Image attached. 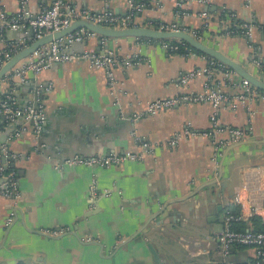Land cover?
Segmentation results:
<instances>
[{"label": "crops", "instance_id": "crops-1", "mask_svg": "<svg viewBox=\"0 0 264 264\" xmlns=\"http://www.w3.org/2000/svg\"><path fill=\"white\" fill-rule=\"evenodd\" d=\"M52 1L29 0V14L39 13ZM140 1L146 6L134 16L133 26L178 22L264 80V0L179 5L176 0H135ZM66 2L118 14L128 9V0ZM19 6V0H0V12L8 16L16 15ZM235 23H252V34L229 33ZM32 38L30 28H6L0 35V49L10 42L28 45ZM101 40L90 36L83 43H73L69 51L107 48L119 58L137 60L131 67L115 68L114 86H109L102 69L90 67L85 60L57 62L17 82L20 104L33 100V88H40L47 122L36 140L31 133L12 139L8 129L0 133V143L18 156L13 161L19 191L16 214L8 227L3 223L13 200L0 194V264H253L251 247L233 246L222 256L218 236L226 209L240 216L238 230L264 226V92L235 109L228 105L220 109L221 125L245 129L250 124L251 130L236 142L240 145L227 143L216 165L212 138L203 134L212 127L210 103L180 104L131 120L153 100L201 93L203 74L185 82L182 78L206 65L208 58L169 54L159 40ZM9 87V82L0 80V96ZM238 89L226 87V92ZM186 125L200 134L171 146L170 140ZM134 136L155 145L140 161L107 168H55L74 155L138 153ZM224 138L228 136H216ZM92 180L97 197L90 207ZM58 228L67 231L58 236L42 231Z\"/></svg>", "mask_w": 264, "mask_h": 264}, {"label": "built area", "instance_id": "built-area-1", "mask_svg": "<svg viewBox=\"0 0 264 264\" xmlns=\"http://www.w3.org/2000/svg\"><path fill=\"white\" fill-rule=\"evenodd\" d=\"M28 1L29 0H19V12L14 16H8L4 12H0V35L6 28L18 30L20 27H24L25 29L30 28L32 30V39L36 40L46 34L61 30L78 19L88 20L100 26L110 28H126L133 26L134 16L146 6L144 1L135 2V0H128L127 11L118 14L111 11H93L88 8L78 7L75 4H68L66 0H53L50 6L43 8L39 13L31 16L27 9ZM154 1L158 3L160 0ZM184 2L207 3L209 0H176L177 5ZM231 16L234 17V14H231ZM148 25L158 30H181L195 36L193 32L178 22L172 24L158 23L156 25ZM253 29L254 25L252 23H235L229 33L242 34L249 37L252 34ZM90 36H96V34L83 28L77 29L63 38L39 47L4 76L3 79L6 82H9L10 87L8 91L3 94V97L0 98V133L4 129L10 130L9 139L18 138L25 133H31L36 140L44 130L47 117L40 88L34 87L33 100L27 101L24 104H20L15 95V88L18 84L17 82H25L29 73L36 75L43 69H46L57 62L85 60L90 67L102 69L107 77L109 86L112 87L114 86L115 68H127L138 63V61L133 58H119L107 48L101 52H89L84 50L76 53L69 51V48L73 43H83ZM101 39V41H103L104 37H101ZM175 42L178 44H184L179 41ZM159 44L162 48L167 50L169 54H178L177 44H171L164 40H159ZM26 46L27 45L14 44L13 42L5 44V46L0 49V67L14 54ZM179 54L194 55L198 53L187 50L184 53ZM199 55L207 57L203 54ZM207 58L208 61L206 65L198 70L186 73L182 78V81L185 82L200 73L203 74L204 87L201 93L186 92L174 97L153 100L147 103L143 110L133 114L131 120L135 121L145 116L154 115L164 109L180 104L195 102L210 103L213 108L211 115L212 127L210 132L203 134L212 138L213 162L217 165L218 159L225 145L227 143H236L243 140L247 136L248 131L251 130L250 124L245 129L221 125L217 118L220 109L224 105H228L230 108L235 109L239 103L244 104L253 95L258 94L261 91L224 64L209 57ZM255 64L261 67L260 61H255ZM12 84H14V86H11ZM226 87H235L239 89L234 93H228L226 92ZM18 121H20V123H18ZM198 134H200V132L192 129L191 126L186 125L183 130L173 136L169 144L173 146L181 138H189ZM218 134H226L228 139H216ZM134 139L140 148L138 153L111 152L105 156L89 157L74 155L57 163L55 168L60 169L64 166L74 165L107 168L125 162L140 161L144 158L145 153L152 150L155 145L141 139L139 136H134ZM39 146H35V149ZM17 157V155L10 153L6 143H0V194L13 200L12 207L3 223L5 227H8L13 222L16 214V206L19 200L18 180L15 171H6L11 162ZM95 187V181L92 180L89 185L88 196L90 207L93 206L97 197ZM240 219V216L232 210H225L222 218L223 228L218 236L219 253L222 256H225L233 246H247L254 250L255 261L253 264H264V231H256L252 229L238 230L235 226ZM42 231L50 236H58L67 231V229L58 228Z\"/></svg>", "mask_w": 264, "mask_h": 264}, {"label": "water", "instance_id": "water-1", "mask_svg": "<svg viewBox=\"0 0 264 264\" xmlns=\"http://www.w3.org/2000/svg\"><path fill=\"white\" fill-rule=\"evenodd\" d=\"M80 28L91 31L97 36L104 37L107 39L145 38L153 40H175L182 42L184 44H187L194 50L200 52L201 54L224 64L228 68L235 71L241 78L251 83L255 88L264 92V80L249 73L238 62L229 58L227 55L220 52L219 50L208 46L207 44L203 43L201 40H199L194 35L188 32L181 30H158L152 26H130L126 28H110L106 26H100L84 19L75 20L73 23H71L65 28H62L61 30L46 34L41 38L32 41L25 48L18 51L0 67V80H2L11 69H13L16 65H18L21 61L27 58L32 52H34L39 47L47 45L60 38H63L64 36L71 34ZM30 32L32 36L31 29ZM240 144L241 142L233 144L232 146H238Z\"/></svg>", "mask_w": 264, "mask_h": 264}, {"label": "trees", "instance_id": "trees-1", "mask_svg": "<svg viewBox=\"0 0 264 264\" xmlns=\"http://www.w3.org/2000/svg\"><path fill=\"white\" fill-rule=\"evenodd\" d=\"M146 1H147V0H146ZM151 41H154V40L151 39ZM164 41L169 42V43H171V44H177V46H178L177 53H178V54H179V53H184V52L187 51V50H191V51H194V52H196V53H198V54H201L200 52L194 50L193 48H191V47L188 46L187 44H178V43L175 42V40H164ZM260 63H261V62H260ZM11 86H14V84H12ZM1 97H3V95L0 96V98H1ZM10 170L15 171V175H16V177H18V174H17V172H16V170H15V162H14V161L11 162L10 166L7 168L6 171H10ZM230 210H231V209H230ZM233 212H234V211H233ZM240 229H243V227H240ZM255 230H256V231H264V226L255 227ZM18 264H24V263H18Z\"/></svg>", "mask_w": 264, "mask_h": 264}]
</instances>
